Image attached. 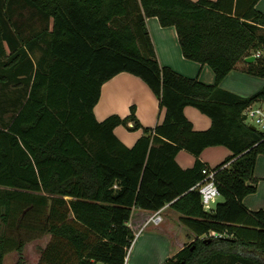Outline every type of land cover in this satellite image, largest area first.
I'll use <instances>...</instances> for the list:
<instances>
[{
    "label": "trees",
    "instance_id": "16d2710c",
    "mask_svg": "<svg viewBox=\"0 0 264 264\" xmlns=\"http://www.w3.org/2000/svg\"><path fill=\"white\" fill-rule=\"evenodd\" d=\"M258 2L0 0V86L11 90L0 101V264L45 237L37 264H124L136 234L160 232L166 219L190 242L163 264H264V210L243 205L257 190L264 140L242 121L248 106L264 101V87L248 98L220 88L237 64L264 50ZM28 10L40 17L36 28L18 21ZM153 17L174 27L185 59L211 68L213 85L159 64L145 23ZM255 63L264 78V60ZM122 72L158 99L164 117L154 127H143L133 106L124 118L96 120L102 85ZM187 106L210 128L195 131ZM118 126L142 135L128 147ZM215 146L231 155L212 168L222 201L205 211L193 187L211 168L198 157ZM180 150L196 157L191 168L177 164ZM160 209L161 221L148 222ZM210 232L222 236L203 238Z\"/></svg>",
    "mask_w": 264,
    "mask_h": 264
},
{
    "label": "crops",
    "instance_id": "0c3cea01",
    "mask_svg": "<svg viewBox=\"0 0 264 264\" xmlns=\"http://www.w3.org/2000/svg\"><path fill=\"white\" fill-rule=\"evenodd\" d=\"M191 1L195 2L198 0ZM263 2L264 0H259L256 4V9L260 12H264V10L259 8ZM145 23L159 64L169 67L178 74L188 78H195L203 84H214L215 75L209 66L201 65L183 57L174 27H161L157 18L154 17L148 18ZM252 63H255V61ZM248 64L250 63L244 61L237 64V66L221 82L220 88L241 98H248L247 96H250V93L256 91L246 89L243 84L244 79H241L245 78L241 75L242 73L247 74L246 65ZM236 70H240V72H237ZM258 104H264V101L253 103V105ZM132 106L135 107V116L143 127L152 128L164 117V110H160L158 99L149 87L140 78L122 72L102 85L100 98L95 105L93 112L98 121H103L111 115H118L121 118H124L129 115ZM183 113L192 123L195 131H204L210 128V119L201 114L196 108L187 106L184 108ZM114 133L117 138L128 147L133 146L137 139L142 135L141 130L131 132L124 126L116 127ZM217 153L220 155L221 160L226 159L231 155V152L227 148L223 146H215L204 149L198 158L201 162L213 168L217 165L213 164L210 158ZM175 160L182 169H189L194 165L196 157L185 150H180L176 155ZM228 165L229 163L224 165V167H227ZM173 226L174 225L166 219L161 231L155 232L156 234L163 236L171 244H173L174 240L175 242L179 240V246L175 248L176 250L170 248V251H172L170 252L171 257L189 240L188 235L184 230L177 229ZM146 232L154 233L152 231H145L144 233Z\"/></svg>",
    "mask_w": 264,
    "mask_h": 264
},
{
    "label": "rangeland",
    "instance_id": "374dc122",
    "mask_svg": "<svg viewBox=\"0 0 264 264\" xmlns=\"http://www.w3.org/2000/svg\"><path fill=\"white\" fill-rule=\"evenodd\" d=\"M260 9L264 10V2L260 5ZM30 10L23 11L22 18L18 19V21L22 24H25L26 21L29 23L31 20L30 26L36 27V22L40 17L34 16V18L30 15H28ZM38 18V19H36ZM15 20L12 19L11 22H14ZM7 23H9L7 21ZM22 27L17 26L15 27V31L18 33L20 32ZM16 39V34L13 36ZM22 40V38H20ZM20 44V43H19ZM23 45V43H22ZM44 48V45L39 43L32 52V58L34 61H36L40 55L41 51ZM252 56V55H251ZM250 57V56H249ZM262 60H264V55L261 57ZM256 61V59L254 60ZM258 67L257 63H250L246 65V70H252L249 71L247 74L242 73L241 75L245 78L243 84L246 89L248 90H256L253 91V93H250L249 95L252 96L253 94L257 93L264 87V78L259 77L255 75L256 68ZM237 72H240V70H236ZM256 88V89H255ZM8 89H3L2 86H0V101H5L4 94L8 91H11ZM6 91V92H5ZM247 96V97H250ZM245 124L249 126L250 122L245 121ZM121 144H124L121 142ZM210 160L215 165H219L220 162H222L225 159H220V155L214 154L211 156ZM254 179L257 184V190L254 194H251L244 198L243 205L250 211H257V210H264V155L260 154L257 156L256 165L253 173ZM222 199L218 197L216 199V202L212 204V209L216 207V204L218 202H221ZM164 215V214H163ZM152 228V227H151ZM151 228H148L147 231H150ZM146 232L139 234L136 239H134V242L132 244L127 264H163L166 260H168L170 256V248H177L179 246V240L175 242L173 241V244H171L169 241H167L163 236L156 234V231ZM142 235V236H141ZM140 237V238H139ZM190 238V237H189ZM203 238L208 239L211 238V235L204 236ZM48 237H45L41 240H36L33 242H30L24 246V248L21 250L20 253L12 252L7 254L4 257L3 264H16L18 260H22L23 264H37L41 248L47 243ZM190 240L187 241L189 243ZM175 244V245H174Z\"/></svg>",
    "mask_w": 264,
    "mask_h": 264
},
{
    "label": "built area",
    "instance_id": "2783aa9c",
    "mask_svg": "<svg viewBox=\"0 0 264 264\" xmlns=\"http://www.w3.org/2000/svg\"><path fill=\"white\" fill-rule=\"evenodd\" d=\"M264 55L263 51H256L252 56L255 58H261ZM246 117L245 121H249V126L255 128V131L261 134L262 139L264 140V104L248 106L242 113V116ZM244 121V122H245ZM203 179H201L193 188L198 191L201 199V205L205 211L212 210V204L216 202V199L220 196L217 185L215 183V173L212 168H204ZM162 209L155 211L148 222L153 224H158L161 221ZM143 233L142 229L136 234V237ZM211 237H221L222 235L210 232L208 234ZM206 237V236H205ZM136 239V238H135ZM134 242V241H133ZM133 244V243H132ZM132 245L127 249L126 257L124 259V264H127L128 256L130 253Z\"/></svg>",
    "mask_w": 264,
    "mask_h": 264
},
{
    "label": "water",
    "instance_id": "95a60500",
    "mask_svg": "<svg viewBox=\"0 0 264 264\" xmlns=\"http://www.w3.org/2000/svg\"><path fill=\"white\" fill-rule=\"evenodd\" d=\"M254 60H255V57L254 56H250V57H246L244 59V62H246V63H252ZM245 120H246V117L243 115L242 116V121H245ZM128 127H132V123H128ZM250 129L255 130V128L252 127V126H250Z\"/></svg>",
    "mask_w": 264,
    "mask_h": 264
}]
</instances>
